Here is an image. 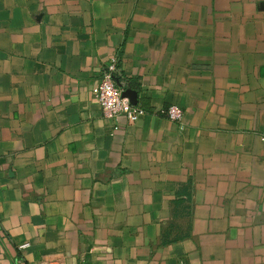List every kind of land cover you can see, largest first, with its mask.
Wrapping results in <instances>:
<instances>
[{
    "label": "crops",
    "instance_id": "obj_1",
    "mask_svg": "<svg viewBox=\"0 0 264 264\" xmlns=\"http://www.w3.org/2000/svg\"><path fill=\"white\" fill-rule=\"evenodd\" d=\"M0 264H264V0H0Z\"/></svg>",
    "mask_w": 264,
    "mask_h": 264
},
{
    "label": "built area",
    "instance_id": "obj_2",
    "mask_svg": "<svg viewBox=\"0 0 264 264\" xmlns=\"http://www.w3.org/2000/svg\"><path fill=\"white\" fill-rule=\"evenodd\" d=\"M113 71L114 64L108 67L103 77L93 86V95L98 100L105 117L125 116L129 122H136L146 113V110L140 105L132 104L128 97L123 96V89L115 82ZM161 112L172 120H181L183 116L182 109L175 104L162 109Z\"/></svg>",
    "mask_w": 264,
    "mask_h": 264
},
{
    "label": "water",
    "instance_id": "obj_3",
    "mask_svg": "<svg viewBox=\"0 0 264 264\" xmlns=\"http://www.w3.org/2000/svg\"><path fill=\"white\" fill-rule=\"evenodd\" d=\"M113 78L115 82L117 83V85H119L123 89L122 91L123 96L128 97L132 104H137L138 103L137 91L131 88H123V84L121 83V81L116 76H113Z\"/></svg>",
    "mask_w": 264,
    "mask_h": 264
}]
</instances>
